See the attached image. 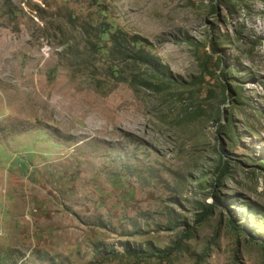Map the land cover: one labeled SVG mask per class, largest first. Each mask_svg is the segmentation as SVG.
<instances>
[{"label":"rangeland","instance_id":"obj_1","mask_svg":"<svg viewBox=\"0 0 264 264\" xmlns=\"http://www.w3.org/2000/svg\"><path fill=\"white\" fill-rule=\"evenodd\" d=\"M260 242L264 0H0V264H264Z\"/></svg>","mask_w":264,"mask_h":264},{"label":"trees","instance_id":"obj_2","mask_svg":"<svg viewBox=\"0 0 264 264\" xmlns=\"http://www.w3.org/2000/svg\"><path fill=\"white\" fill-rule=\"evenodd\" d=\"M219 3H224V0H219ZM99 32L101 34L109 35V52L112 56L118 58L121 62L128 64L132 63L139 68L144 67L151 73L152 77L150 76V78L144 79L145 83L148 85L157 87L158 85H163L164 81H167L168 83L175 81L169 67L161 61L159 56L152 54L142 46L139 38H129L128 34L120 30L111 31L109 27L101 28L100 26ZM207 212L209 213V211ZM205 215H203L201 219H203ZM229 223L233 229H236L235 223L232 219L229 220ZM260 243L264 248V244L262 242ZM127 251L130 252V249L128 248Z\"/></svg>","mask_w":264,"mask_h":264}]
</instances>
